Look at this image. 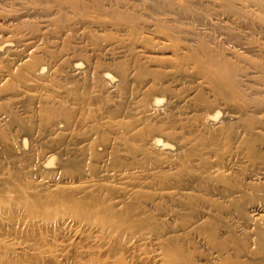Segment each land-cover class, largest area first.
<instances>
[{
  "label": "rangeland",
  "instance_id": "rangeland-1",
  "mask_svg": "<svg viewBox=\"0 0 264 264\" xmlns=\"http://www.w3.org/2000/svg\"><path fill=\"white\" fill-rule=\"evenodd\" d=\"M0 264H264V0H0Z\"/></svg>",
  "mask_w": 264,
  "mask_h": 264
},
{
  "label": "bare ground",
  "instance_id": "bare-ground-1",
  "mask_svg": "<svg viewBox=\"0 0 264 264\" xmlns=\"http://www.w3.org/2000/svg\"><path fill=\"white\" fill-rule=\"evenodd\" d=\"M78 63H79V62H78ZM75 64H76V63H75ZM78 65H79V64H78ZM110 77H111L110 74H109V73H106V78H107V79H108V78L110 79ZM112 79H113V77H112ZM158 98H159V97H157V100L159 101ZM155 99H156V98H155ZM157 100H156V102L154 101V103H158V104H159L160 102H162V101H159V102H158ZM160 100H161V98H160ZM215 115H216V113H215L213 116H215ZM215 117H216V116H215ZM217 117H218V115H217ZM155 137H156V138L153 139V140H154L153 143H156L155 145H159V144H160V145H163V146H165V147L169 146V145H168V144H169L168 142H167V143H163V141H162L163 139L161 140L159 137H157V136H155ZM158 138H159V139H158ZM24 142H25V141H24ZM26 143H27V142H26ZM27 206H30V205H27ZM5 208H6V207H5ZM72 208H74V209H76V210H78V211H81V212H83V211L86 212V211L89 210L90 206H88V204H85V203L83 204V203H82L81 205H78V204L72 205ZM91 209H92V208H91ZM82 210H83V211H82ZM117 220H118V219H117ZM117 220H116V221H117ZM104 221H105V223H106L107 220L104 219ZM113 222H114V221H113ZM113 222H112V223H113ZM107 223H108V221H107ZM114 223H115V222H114ZM116 224H118V223H116Z\"/></svg>",
  "mask_w": 264,
  "mask_h": 264
}]
</instances>
